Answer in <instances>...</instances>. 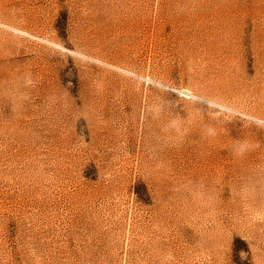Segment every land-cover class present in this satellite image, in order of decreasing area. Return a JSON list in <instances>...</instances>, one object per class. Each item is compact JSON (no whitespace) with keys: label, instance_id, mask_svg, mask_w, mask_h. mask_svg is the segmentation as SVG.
<instances>
[{"label":"rangeland","instance_id":"374dc122","mask_svg":"<svg viewBox=\"0 0 264 264\" xmlns=\"http://www.w3.org/2000/svg\"><path fill=\"white\" fill-rule=\"evenodd\" d=\"M0 264H264V0H0Z\"/></svg>","mask_w":264,"mask_h":264},{"label":"bare ground","instance_id":"6f19581e","mask_svg":"<svg viewBox=\"0 0 264 264\" xmlns=\"http://www.w3.org/2000/svg\"><path fill=\"white\" fill-rule=\"evenodd\" d=\"M188 93V92H187Z\"/></svg>","mask_w":264,"mask_h":264}]
</instances>
